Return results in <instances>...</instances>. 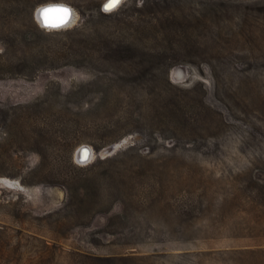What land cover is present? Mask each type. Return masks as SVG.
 Here are the masks:
<instances>
[{"label":"rangeland","instance_id":"374dc122","mask_svg":"<svg viewBox=\"0 0 264 264\" xmlns=\"http://www.w3.org/2000/svg\"><path fill=\"white\" fill-rule=\"evenodd\" d=\"M104 1L0 0V264H264V0Z\"/></svg>","mask_w":264,"mask_h":264},{"label":"clouds","instance_id":"9594fccd","mask_svg":"<svg viewBox=\"0 0 264 264\" xmlns=\"http://www.w3.org/2000/svg\"><path fill=\"white\" fill-rule=\"evenodd\" d=\"M102 4L101 11L109 13L115 11L120 5L113 8L111 11L105 10V4ZM79 14L65 0H48L47 3L39 5L34 12V18L38 26L46 31H59L61 29H68L74 26L77 22Z\"/></svg>","mask_w":264,"mask_h":264},{"label":"snow or ice","instance_id":"6c2138e0","mask_svg":"<svg viewBox=\"0 0 264 264\" xmlns=\"http://www.w3.org/2000/svg\"><path fill=\"white\" fill-rule=\"evenodd\" d=\"M120 5V0H107L105 4V10L111 11L113 8L118 7ZM91 150L86 147H82L79 150V158L81 162H87L91 158Z\"/></svg>","mask_w":264,"mask_h":264},{"label":"bare ground","instance_id":"6f19581e","mask_svg":"<svg viewBox=\"0 0 264 264\" xmlns=\"http://www.w3.org/2000/svg\"><path fill=\"white\" fill-rule=\"evenodd\" d=\"M104 2H105V1H104ZM104 2H103V3H104ZM82 147H86V148H89V149L91 150V148L88 147V146H81V147H79V148L77 149V151L75 152V155H76L75 158H76V160L79 161V162H81V161H80V158H79V150H80ZM91 153H92V150H91ZM92 154H93V153H92ZM91 156H92V155H91ZM4 181H6V180L4 179ZM1 183H2V182H1Z\"/></svg>","mask_w":264,"mask_h":264},{"label":"trees","instance_id":"16d2710c","mask_svg":"<svg viewBox=\"0 0 264 264\" xmlns=\"http://www.w3.org/2000/svg\"><path fill=\"white\" fill-rule=\"evenodd\" d=\"M157 3H158V2H157ZM153 4H154V3H153ZM155 4H156V3H155ZM179 36H181V38H182V37L185 38V40L188 39V38H187L188 36H187L186 34H184V33H183V34H180ZM105 48H107V47L105 46Z\"/></svg>","mask_w":264,"mask_h":264}]
</instances>
